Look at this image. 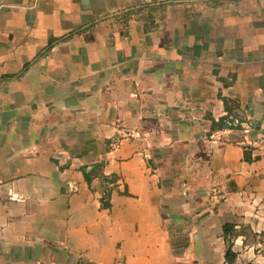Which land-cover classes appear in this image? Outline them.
Listing matches in <instances>:
<instances>
[{
    "label": "crops",
    "instance_id": "obj_1",
    "mask_svg": "<svg viewBox=\"0 0 264 264\" xmlns=\"http://www.w3.org/2000/svg\"><path fill=\"white\" fill-rule=\"evenodd\" d=\"M248 263L264 0H0V264Z\"/></svg>",
    "mask_w": 264,
    "mask_h": 264
},
{
    "label": "trees",
    "instance_id": "obj_2",
    "mask_svg": "<svg viewBox=\"0 0 264 264\" xmlns=\"http://www.w3.org/2000/svg\"><path fill=\"white\" fill-rule=\"evenodd\" d=\"M224 106L227 110V113H230L233 109V107L228 105L226 100H224ZM224 119H225V117L220 118L218 121V125H220ZM109 180L113 181V177H110ZM105 196H109V192H105ZM108 205H109L108 201L103 202V206H108ZM232 231H233V225L232 224L226 223L223 225V233H224L225 237H227L228 235H231ZM235 257H236V254L231 250L230 244H229L227 249H226V253H225V262L232 263L234 261Z\"/></svg>",
    "mask_w": 264,
    "mask_h": 264
},
{
    "label": "built area",
    "instance_id": "obj_3",
    "mask_svg": "<svg viewBox=\"0 0 264 264\" xmlns=\"http://www.w3.org/2000/svg\"><path fill=\"white\" fill-rule=\"evenodd\" d=\"M234 124H242V122H239L237 119H234L233 121H232ZM232 122H228V123H232Z\"/></svg>",
    "mask_w": 264,
    "mask_h": 264
},
{
    "label": "rangeland",
    "instance_id": "obj_4",
    "mask_svg": "<svg viewBox=\"0 0 264 264\" xmlns=\"http://www.w3.org/2000/svg\"><path fill=\"white\" fill-rule=\"evenodd\" d=\"M248 264H252V263H248ZM254 264V263H253Z\"/></svg>",
    "mask_w": 264,
    "mask_h": 264
}]
</instances>
